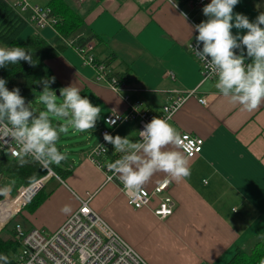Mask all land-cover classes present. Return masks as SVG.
Instances as JSON below:
<instances>
[{
  "label": "crops",
  "instance_id": "0c3cea01",
  "mask_svg": "<svg viewBox=\"0 0 264 264\" xmlns=\"http://www.w3.org/2000/svg\"><path fill=\"white\" fill-rule=\"evenodd\" d=\"M72 1L83 25L64 38L93 41L95 57L136 88L133 96L145 106L158 111L174 91L195 89L168 122L179 132L203 138V144L200 152L187 157L188 177L175 180L157 172L143 186L151 190L164 177L170 178L169 193L175 207L165 218L151 210L157 198L150 206L135 208L128 204L116 179H105L103 169L87 156L95 139L87 143L78 159L66 156L60 167L71 172L64 177L56 173L47 176L44 182L49 179L51 187L43 192V182L37 190L43 192L42 197L34 207H28L32 200L20 207L14 221L24 228L53 230L81 200H87L148 264H225L237 247L248 249L264 238V104L249 112L222 96L215 79L201 80L199 64L186 45L197 35L193 26L207 19L203 8L193 0H175L176 7L173 0ZM234 12L253 21L264 13V0H239ZM34 31L50 41L55 35L51 26L30 24L18 39ZM232 31L237 32L235 28ZM46 64L60 89L73 84L100 107L97 139L107 112L126 110L121 92L94 80L92 68L67 44ZM166 70L172 77L164 74ZM200 96L204 103L198 101ZM138 132L137 120L131 119L118 123L109 134L138 140ZM117 153L108 143L102 158L114 162L122 155ZM14 183L18 188L24 185L7 177L2 193H10ZM9 185L10 191L6 190ZM65 207L67 211L62 210Z\"/></svg>",
  "mask_w": 264,
  "mask_h": 264
},
{
  "label": "clouds",
  "instance_id": "9594fccd",
  "mask_svg": "<svg viewBox=\"0 0 264 264\" xmlns=\"http://www.w3.org/2000/svg\"><path fill=\"white\" fill-rule=\"evenodd\" d=\"M173 3L176 7L175 0ZM238 3L239 0H210L204 5L202 12L207 19L193 26L197 46L192 48L204 61L209 77L215 78L219 93L251 112L264 104V13L250 21L246 15L234 12ZM20 61L33 64L32 52L21 46L0 47V68ZM54 82V77L42 80L39 101L44 108L34 114L30 103L25 105L20 89L9 90L6 80L0 78V142L8 146L14 141L13 156L31 157L45 168L66 159L57 141L69 126L79 132L93 130L101 119L100 107L81 95L80 88L73 84L60 89L62 100L58 101L55 90L49 87ZM53 116L67 123L54 125ZM111 123L115 124V120ZM138 135L136 140L103 134L104 141L122 154L108 168L119 176L126 190H141L157 172L175 180L190 175L189 159L182 150V134L167 119L153 117ZM100 146L107 152L104 145ZM6 190L10 191L11 185ZM62 210L67 211V207Z\"/></svg>",
  "mask_w": 264,
  "mask_h": 264
},
{
  "label": "built area",
  "instance_id": "2783aa9c",
  "mask_svg": "<svg viewBox=\"0 0 264 264\" xmlns=\"http://www.w3.org/2000/svg\"><path fill=\"white\" fill-rule=\"evenodd\" d=\"M16 2L20 9H28L29 20L36 27L52 26L56 21L46 6H40L36 3L30 4L28 0H17ZM209 2L210 0H193V4L202 8ZM197 24L199 23L195 25ZM62 39L75 50L83 64L92 68L94 80L101 81L112 90L121 92L126 103L124 112L111 109L104 116V125L98 129V140L89 148L87 156L103 169L106 180L116 179L118 181L121 190L127 196L128 204L135 208L150 206L151 202L157 198L156 205L152 206L151 210L159 218H165L173 212L175 207V200L169 193L170 178L164 177L151 190L142 187L139 191L130 192L125 189L119 176L108 168L110 163L102 158L106 152L103 151L100 144L107 148L108 143L104 141L103 134L105 132L110 133L111 128L120 122L136 119L140 131L155 116L169 120L183 102L190 95L195 94V89L174 91L161 105L160 110H153L133 96L136 88L127 83L124 78L112 73L105 62L95 57L93 41L90 39L79 40L80 38L62 37ZM192 46H197L196 39L190 40L186 47L199 64L201 80L215 79L209 77L204 61L195 55ZM199 46L202 47V44ZM235 51L239 53L240 50ZM164 74L172 77L169 70H166ZM198 101L204 103L205 99L200 96ZM117 116L119 119L116 118ZM112 120H115V124L111 123ZM180 133L184 140L182 150L186 157H192L200 152L203 138L186 131ZM15 147L14 141L10 142L8 146H4V143L0 142V151L9 155H12ZM51 174L54 175V172L47 167L45 175L18 188L16 195L22 196L21 202L17 206V210L3 221L4 223L12 219L18 209L29 201L42 186L44 179ZM3 197L8 199L7 193ZM12 229L18 241V251L15 254L14 264H148L126 240L88 205L87 200H81V204L53 230H46L42 227L24 228L18 222H14Z\"/></svg>",
  "mask_w": 264,
  "mask_h": 264
},
{
  "label": "trees",
  "instance_id": "16d2710c",
  "mask_svg": "<svg viewBox=\"0 0 264 264\" xmlns=\"http://www.w3.org/2000/svg\"><path fill=\"white\" fill-rule=\"evenodd\" d=\"M16 1L0 0V47H24L28 52H32L33 64L30 65L24 61L15 65L9 64L7 67L0 68V78L6 80V88L11 90L13 87H18L20 95L28 99L34 95V91L43 89V79L53 77L46 62L66 46L62 37H69L80 28L83 25V17L72 0H47L44 5L40 6L48 7L50 14L56 20L51 26L55 30L52 41L42 36L39 31H34L23 40H19L18 36L21 32L33 23L29 20L28 9H20ZM79 38V40L89 39ZM49 87L53 90L58 89L60 92L56 80ZM120 158L121 155L116 159ZM109 162L114 163L115 161ZM49 167L61 177L71 172L70 168H62L60 164H51ZM46 172L47 168L31 157H14L0 151V173L4 175L1 183L8 177L15 182L27 184L45 175ZM17 242L12 228L3 233L0 232V264H14ZM262 262H264V238L253 243L248 249L237 247L225 264H262Z\"/></svg>",
  "mask_w": 264,
  "mask_h": 264
},
{
  "label": "rangeland",
  "instance_id": "374dc122",
  "mask_svg": "<svg viewBox=\"0 0 264 264\" xmlns=\"http://www.w3.org/2000/svg\"><path fill=\"white\" fill-rule=\"evenodd\" d=\"M11 1V0H10ZM28 2L30 3V4H39V5H44L46 2H47V0H28ZM29 28V27H28ZM41 90H39V91H34V95H32V96H30L29 98H28V101H27V103L25 104L26 106H28L29 105V103H30V105H31V108H32V110H33V112H34V114H38L39 113V111H41V110H43V108H44V105H42L41 103H40V101H39V97H40V95H41V92H40ZM57 94V100L58 101H60V100H62V97H59V95H60V93L58 94V93H56ZM52 119H53V124L54 125H56L57 124V122L60 124V125H64V124H66L67 123V121H65L63 118H59V120H57V118L55 117V116H53L52 117ZM95 130H96V127L93 129V130H88V131H83V132H79V131H74L70 126H69V130H68V132L67 133H62L61 135H60V138H59V140L57 141V147H58V149L62 152V153H64L66 156H68V157H70V158H72V159H74V160H76V159H78V156H79V153L83 150V149H85L86 147H87V143L88 142H94L95 141V139H96V141L98 140L97 139V136H96V133H95ZM95 141V142H96ZM93 144H95V143H93ZM1 180H4V175H2L1 173H0V187H3V185H4V181H3V183H1ZM49 179L46 181V183H45V187L42 189L43 190V192H44V190L46 191V189H47V187H51V185H52V183H50L49 184ZM18 185L16 184V183H14V185H13V189L11 190V192L9 193V192H6L7 193V197H8V199L10 200V199H12L13 197H15L16 196V194H17V187ZM17 187V188H16ZM41 190V191H42ZM43 192H37L36 194H37V196H36V198H34V199H32L33 197H35V194L31 197V199L29 200V201H27L25 204H27V203H29L31 200H32V202H30L29 203V205H28V207L29 208H31V207H33L34 205H35V203L42 197V194H43ZM4 199V197L1 199V200H3ZM5 199H7V198H5ZM22 206H24V205H22ZM21 206V207H22ZM15 216V215H14ZM12 217V219L10 220V221H8V222H3L1 225H0V232L1 233H3V232H6L7 231V229H10L12 226H13V224H14V222H16V221H14L15 219H16V217ZM44 228V227H43ZM44 229H46V230H49V229H47V228H44ZM229 260V259H228ZM227 262V261H226ZM225 262V263H226Z\"/></svg>",
  "mask_w": 264,
  "mask_h": 264
},
{
  "label": "bare ground",
  "instance_id": "6f19581e",
  "mask_svg": "<svg viewBox=\"0 0 264 264\" xmlns=\"http://www.w3.org/2000/svg\"><path fill=\"white\" fill-rule=\"evenodd\" d=\"M21 197V195H16L10 200H0V225L6 218H8L9 215H11L17 209V206H19V203L21 202Z\"/></svg>",
  "mask_w": 264,
  "mask_h": 264
},
{
  "label": "water",
  "instance_id": "95a60500",
  "mask_svg": "<svg viewBox=\"0 0 264 264\" xmlns=\"http://www.w3.org/2000/svg\"><path fill=\"white\" fill-rule=\"evenodd\" d=\"M55 92L58 93V94L60 93V92L58 91V89H56ZM27 101H28V99H25V104L27 103ZM3 195H4V194L2 193V188L0 187V199L2 198Z\"/></svg>",
  "mask_w": 264,
  "mask_h": 264
}]
</instances>
